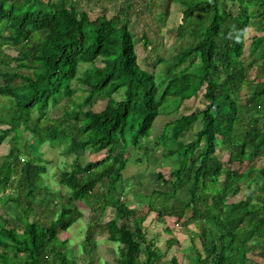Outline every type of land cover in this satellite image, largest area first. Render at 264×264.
<instances>
[{"label":"trees","instance_id":"16d2710c","mask_svg":"<svg viewBox=\"0 0 264 264\" xmlns=\"http://www.w3.org/2000/svg\"><path fill=\"white\" fill-rule=\"evenodd\" d=\"M95 1L99 10L80 0H0V145H10L0 158V264H79L69 238L60 237L84 216L79 201L91 212L84 237L93 249L106 232L121 246L118 264H158L146 214L129 204L124 170L130 148L142 147L171 103L181 115L156 141L173 164L170 179L155 174L171 188L139 190L137 197L159 216H187L185 224L199 226L202 247L192 245L187 264H264L253 260L257 252L264 259V0H135L153 32L172 3L183 5L176 34L190 38L164 58L144 30L141 40L153 54L145 65L132 3L109 15L104 0ZM249 26L259 33L247 41ZM99 99H106L103 109L84 108ZM45 142L74 155L57 174L65 191L44 181ZM235 162L249 165L239 172ZM135 182L143 185L142 178ZM243 187L244 198L227 201ZM109 207L114 215L103 222Z\"/></svg>","mask_w":264,"mask_h":264},{"label":"rangeland","instance_id":"374dc122","mask_svg":"<svg viewBox=\"0 0 264 264\" xmlns=\"http://www.w3.org/2000/svg\"><path fill=\"white\" fill-rule=\"evenodd\" d=\"M81 6L84 8H93L94 10H99V6L96 5L95 0H80ZM134 1V2H133ZM104 5L109 13V15H114L118 12L120 7L128 6L132 3V18L135 21L136 32H137V49L140 57V63L145 65V60L148 57H151L150 47L146 46L141 40L142 34L145 31H148V35L151 38V43L157 44L159 46V52L164 58H172L179 49L189 45L188 34L186 36H178L176 29L181 22L183 14V5L180 3H172L170 6V12L165 23L161 27L157 28L153 32L146 26L148 21V13L146 10L142 9L139 2L135 0H113V1H100ZM237 5L234 7V11L237 10ZM154 26V25H153ZM154 29V28H153ZM254 26H249L246 30L245 36L246 40L250 41L252 36L258 34ZM155 37L157 39H155ZM155 39V40H154ZM4 51L9 54H14L12 47L3 46ZM150 61L152 59L150 58ZM100 64V62H97ZM162 63L158 64V70L162 67ZM153 69V68H152ZM246 91V89H244ZM81 93V92H78ZM77 98V97H76ZM78 99V98H77ZM67 98L62 97L59 102L61 110L66 102ZM0 102H5V100H0ZM8 103V102H7ZM201 102H195L193 105ZM106 104V99H99L93 101L91 105L85 104L84 108H92L94 110H101ZM188 104V103H187ZM189 105V104H188ZM62 106V107H61ZM180 108L185 109V107ZM56 107L53 108L49 114L53 116L59 111ZM181 115V110L176 109V105L171 103L167 107H164L161 113L157 116L154 124L153 131L149 137L143 139L142 147L132 146L127 153L130 157V161L126 169L124 170V177L129 182V185L132 190L129 193L128 199L129 204L134 207H138L141 210V213L146 214L144 221L145 231L147 237L154 240V244L159 249L161 254L158 264H174L171 260L173 257H176L178 263L187 264L188 262V253L192 245L195 243L201 249V238L197 233L199 232V226L195 222L185 224L187 216H184L181 220H178L177 216H159L156 211H149L147 204H143V201H140L137 197V191L142 190L145 193L150 192L153 187H161L164 190L171 188L170 184L163 185L162 181L156 177L157 172L164 174L165 178L170 179L169 172L172 167V162L165 159L163 155L164 146L157 145V137L162 133L165 124L174 120ZM5 123L0 124V128H4ZM31 138L33 139L32 133L24 132L23 139ZM9 143L6 139L2 145H0V158L9 152ZM146 147V150L144 149ZM42 156L45 160L48 161V170L44 176V181L48 184L53 192L56 190L65 191L66 187L62 186L58 181L57 174L65 166L72 162L74 155L70 157L62 154L61 147L53 146L48 142H45L42 147ZM104 155V151L94 152V153H85L84 159H97ZM142 159L136 160V158L141 157ZM222 157L228 162L229 153L227 150L223 151ZM263 160L258 161L259 164ZM248 162L243 164L235 162L231 165L235 170L239 172L244 171ZM142 178L143 185L138 186L135 182L136 178ZM180 194V193H179ZM183 194V193H182ZM246 194V189L243 187L242 191L235 195H230L228 197V202H237L241 198H244ZM184 195V194H183ZM1 196V195H0ZM141 204V205H140ZM78 205L84 211V216L74 223L69 230L60 232V237L62 239L69 238V246L72 248V253L74 257H78L79 264H83V256L85 258H94L97 260L95 264H118L119 258V247H121L116 242H111L108 240V235L106 232H102L96 235V246L93 249L92 243L88 244L85 242V234L89 227L91 216L90 209L85 201H79ZM2 207V200L0 199V209ZM37 211L41 210L39 205L36 206ZM113 209L109 207L106 214L103 217V222H107L113 215ZM190 212H187L189 215ZM37 213L31 216V219H37ZM174 238L172 244L170 245L169 240ZM87 246V251L85 252ZM85 252V254H84ZM253 260L255 262H264V259L258 255V252L254 254Z\"/></svg>","mask_w":264,"mask_h":264}]
</instances>
